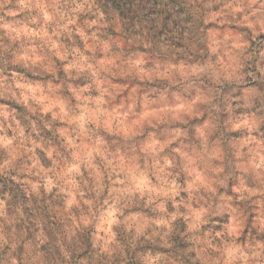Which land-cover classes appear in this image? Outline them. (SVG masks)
Returning a JSON list of instances; mask_svg holds the SVG:
<instances>
[{
  "label": "clouds",
  "instance_id": "1",
  "mask_svg": "<svg viewBox=\"0 0 264 264\" xmlns=\"http://www.w3.org/2000/svg\"><path fill=\"white\" fill-rule=\"evenodd\" d=\"M0 264H264V0H0Z\"/></svg>",
  "mask_w": 264,
  "mask_h": 264
}]
</instances>
